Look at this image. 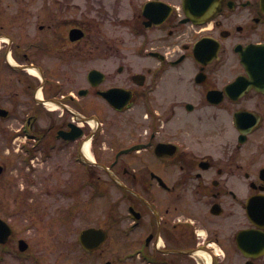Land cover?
<instances>
[{
  "label": "flooded vegetation",
  "instance_id": "obj_1",
  "mask_svg": "<svg viewBox=\"0 0 264 264\" xmlns=\"http://www.w3.org/2000/svg\"><path fill=\"white\" fill-rule=\"evenodd\" d=\"M1 154L73 264H264V2L0 0Z\"/></svg>",
  "mask_w": 264,
  "mask_h": 264
},
{
  "label": "rangeland",
  "instance_id": "obj_2",
  "mask_svg": "<svg viewBox=\"0 0 264 264\" xmlns=\"http://www.w3.org/2000/svg\"><path fill=\"white\" fill-rule=\"evenodd\" d=\"M23 156L1 154L0 163H6L8 165L9 158H16L14 161H20L24 159ZM20 167L21 169L23 168L22 165H20ZM21 171L15 169L9 176L17 180L20 178ZM41 194V185L32 184L27 186L26 183L22 185L18 182H0V215H3L10 220L12 219L11 221L17 225L18 235L27 238L28 241L31 242V249L34 251V259L41 258L42 263L45 264H73L66 257H69L72 253H68L67 250L64 251L65 248L63 245L75 239L76 235L68 234L61 229L57 231L52 230L53 228H60L59 224L56 223L57 202L55 199L52 201L45 197L43 200L41 199ZM28 195L31 200L27 199ZM39 204H42V207L45 206L44 208H39L41 212L40 217L36 212H33L35 207ZM99 205L100 203L97 204V207H99ZM95 215H98L97 210H95ZM93 217L94 216L92 215V218ZM84 224L85 220L80 218L79 225ZM30 225L31 227H29ZM47 227L53 228L48 230ZM57 244H60V246L57 247ZM62 254L64 255V258L62 257ZM5 264L13 263L8 261Z\"/></svg>",
  "mask_w": 264,
  "mask_h": 264
},
{
  "label": "water",
  "instance_id": "obj_3",
  "mask_svg": "<svg viewBox=\"0 0 264 264\" xmlns=\"http://www.w3.org/2000/svg\"><path fill=\"white\" fill-rule=\"evenodd\" d=\"M246 64L248 66V62H246ZM1 170H2V166H0V172H1ZM11 232H12V229H11L10 225L5 220H3L2 218H0V241H5ZM89 233H90L89 231H86L82 235V238H83V241L84 242H85L84 236L86 234H88V235H86V237L87 236H90ZM25 247L26 246H22V248H25Z\"/></svg>",
  "mask_w": 264,
  "mask_h": 264
}]
</instances>
